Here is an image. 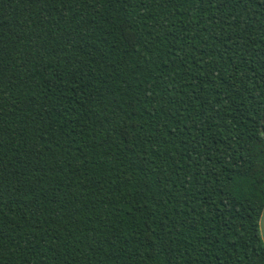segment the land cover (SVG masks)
Returning a JSON list of instances; mask_svg holds the SVG:
<instances>
[{
  "label": "trees",
  "instance_id": "trees-1",
  "mask_svg": "<svg viewBox=\"0 0 264 264\" xmlns=\"http://www.w3.org/2000/svg\"><path fill=\"white\" fill-rule=\"evenodd\" d=\"M264 0H0V264H264Z\"/></svg>",
  "mask_w": 264,
  "mask_h": 264
},
{
  "label": "water",
  "instance_id": "water-1",
  "mask_svg": "<svg viewBox=\"0 0 264 264\" xmlns=\"http://www.w3.org/2000/svg\"><path fill=\"white\" fill-rule=\"evenodd\" d=\"M259 226H260L261 237L264 242V208L260 217Z\"/></svg>",
  "mask_w": 264,
  "mask_h": 264
}]
</instances>
